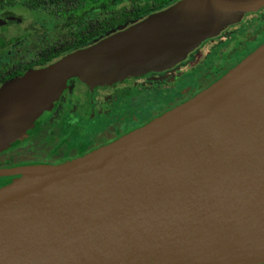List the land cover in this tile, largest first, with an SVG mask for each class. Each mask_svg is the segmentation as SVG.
Masks as SVG:
<instances>
[{
    "label": "water",
    "instance_id": "1",
    "mask_svg": "<svg viewBox=\"0 0 264 264\" xmlns=\"http://www.w3.org/2000/svg\"><path fill=\"white\" fill-rule=\"evenodd\" d=\"M264 0H177L0 85V150L70 78L184 61ZM0 264H264V42L186 101L58 164L0 168Z\"/></svg>",
    "mask_w": 264,
    "mask_h": 264
},
{
    "label": "flooded vegetation",
    "instance_id": "2",
    "mask_svg": "<svg viewBox=\"0 0 264 264\" xmlns=\"http://www.w3.org/2000/svg\"><path fill=\"white\" fill-rule=\"evenodd\" d=\"M44 2L45 0H0L2 17L13 19V14L5 10L13 12L17 6L23 10H37L40 13H46L52 17L53 21L51 30L40 28L43 32H38L37 35L29 31L28 27L32 28L31 23L29 26L24 24V29L30 32L25 35L5 37L0 30V85L9 79L21 76L28 69L42 67L39 65L42 58L41 51L73 40L74 34L80 27L88 26L97 29L99 18L103 15L100 12L99 0L89 2L80 10L65 16L52 15L37 6ZM261 15L264 17V7L244 14L240 22L236 24L242 22L247 26L249 22H263L261 27H264V18ZM245 16H247L246 19H244ZM13 20L17 21V19ZM18 21L23 22L21 18ZM236 24L229 25L217 36L206 39L190 52L184 61L161 72H148L140 76L129 77L111 86H97L93 92H90L89 86L80 79H70L58 100L53 103L51 110L36 122L25 136L0 150V168L58 164L76 159L93 149L115 141L186 101L226 71L228 65L224 54L234 52L238 46L224 51V42L231 40V43H235L238 39L242 43L250 42L258 36V32L251 31V26L249 31H246L247 33L239 37L233 36L238 32ZM56 26L69 29V31L54 41L38 46L30 56L21 55L15 60L18 49L31 43L30 37L39 36V42H43L47 40L46 32L54 31ZM262 29L264 28H259V31ZM192 77L194 80H191ZM208 77L211 78L207 80ZM180 80H183V84L177 82ZM72 86L74 92L77 90L75 93L80 95L82 103L81 107V104L76 101L70 105L71 112L76 110L77 113L78 107L81 109L82 120L78 119L81 123L79 128L76 127V120L72 124L74 126L70 124L65 126L67 117L63 115L61 107ZM63 154H70L71 157L58 163L52 162V158ZM13 178L14 176L0 177V186L10 182Z\"/></svg>",
    "mask_w": 264,
    "mask_h": 264
},
{
    "label": "rangeland",
    "instance_id": "3",
    "mask_svg": "<svg viewBox=\"0 0 264 264\" xmlns=\"http://www.w3.org/2000/svg\"><path fill=\"white\" fill-rule=\"evenodd\" d=\"M5 12L13 14L12 15V17L14 16L13 19H17V21H14L11 17H10V19L6 18V17H2L1 14H3V13L0 12V30H2V32H3L5 37L16 36V35L17 36L18 35L19 36L20 35H25L29 31L32 32V34H36L37 35L38 32L39 33L43 32L42 30H40V28H42L44 30H47V29L51 30V27H52V24H53L52 17H50L46 13H40L37 10H31V11L30 10H23V9H21V8L16 6V8L13 10V12H10L9 10H5ZM250 16H253V15H250ZM261 16H262V18H264L263 15H261ZM246 17L247 16H245L244 19H246ZM19 18H21L23 20L22 23L20 21H18ZM30 23L32 24L33 30L31 28V26H29ZM24 24L29 26L28 27L29 31L24 29L25 28ZM245 24H243L242 22L239 23V24H236L237 25L236 29L238 30V32L236 33V35H233V36L239 37L242 34H244L246 31L248 32L250 26L252 28L251 31H254L255 33L258 32V36L256 37V39L254 41H250V42L247 41V42H243L242 43V41H240L239 39L235 43H231V40L230 41L228 40V41L224 42V44H223V47L225 48L224 51H227L229 49H232L233 47L238 46L235 51L233 49L234 52H230V53L225 52L224 56L227 57L226 58V61H227L226 64L228 65L226 70H228L229 68L234 66L242 58H244L246 55H248L253 49H255L256 47H258L260 44H262L264 42V32H263L264 29L259 31V28L260 29L264 28V27H261L263 25V22H258V23L257 22H255V23L254 22H249L247 26H245ZM253 25H255V26L252 27ZM68 31H69V29H66V28L62 29L61 27L56 26V29H54V31L46 32L45 36H46L47 40H45L43 42H39V39H38L39 36L37 37V36L34 35L33 37H30V39L32 40L31 43L28 46H26V47H20L18 49L17 53L15 54L16 55V59L15 60L19 59L21 55L30 56L31 54H33L35 52V50L38 48V46L45 45L49 41L50 42L54 41L57 38H60L61 36H64ZM233 39H234V37H233ZM246 43H247V45H246ZM244 45H245V47H244ZM213 58L214 57H212V59ZM204 63H206V62H204ZM217 75H219V74H217ZM186 78H187V76H186ZM210 78L211 77H208L206 79L209 80ZM70 79H72V78H70ZM216 79L217 78H215L214 81ZM191 80H194V77H192ZM177 82L180 83V84H183V80L182 81L180 80V81H177ZM75 92H74V87L72 86L70 88L69 95L65 96V99L63 101V105L61 107L63 108L62 109L63 115L67 117L66 122H65V124H66L65 126H68L69 124L70 125L74 124V121L76 120L77 121L76 122V127L79 128L81 123L78 122V119L80 120L82 118L81 115H80V110L81 109H79V108L82 106V103L80 101V95H78ZM73 101H76V102L81 104L80 107H78V109H77V113H76V110L72 111V112L70 111V105L73 104ZM72 126H74V125H72ZM93 150H95V149H93ZM70 154H63V155H60L58 157L52 158L53 159L52 162H56V163L61 162V161L65 160V159H67V158H70L71 157Z\"/></svg>",
    "mask_w": 264,
    "mask_h": 264
},
{
    "label": "trees",
    "instance_id": "4",
    "mask_svg": "<svg viewBox=\"0 0 264 264\" xmlns=\"http://www.w3.org/2000/svg\"><path fill=\"white\" fill-rule=\"evenodd\" d=\"M94 0H45L41 7L45 12L52 15L65 16L71 12L80 10L84 5ZM100 12L103 14L99 18L97 29L93 27H80L74 34V39L64 42L58 46L47 48L41 51L39 65L58 59L62 55L77 48L86 46L95 40L113 32L123 26L130 25L149 13L159 11L177 0H99ZM127 4V5H126ZM68 21V19H66ZM19 74V73H17Z\"/></svg>",
    "mask_w": 264,
    "mask_h": 264
}]
</instances>
